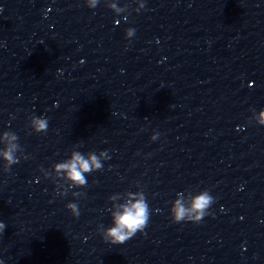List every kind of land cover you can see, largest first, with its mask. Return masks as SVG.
<instances>
[{
	"label": "clouds",
	"instance_id": "9594fccd",
	"mask_svg": "<svg viewBox=\"0 0 264 264\" xmlns=\"http://www.w3.org/2000/svg\"><path fill=\"white\" fill-rule=\"evenodd\" d=\"M90 9H95L100 0H85ZM107 7L116 14L127 12V5L117 6L115 0H106ZM145 7L143 0H140L134 11L139 12ZM135 30L128 28L125 32L126 38H131ZM259 125L264 126V109L258 113L253 112L251 117ZM29 126L35 133H45L48 129V119L44 116L33 115L30 117ZM158 133H154L151 139L155 141ZM19 137L12 131H5L0 134V161L5 172H9L11 166L19 163L17 153H23L18 143ZM110 159L107 150L99 153L89 151L82 153L78 150L70 152L69 157L61 162L54 163L51 170L40 169L45 178H52L56 183L60 196H65L71 191L73 197H81L84 193L72 191L73 189L86 187L88 184L87 175L103 169V162ZM111 207L108 209L111 216V225L99 226L97 231L101 238L111 245H122L134 237L137 232H143L147 227L150 218V209L145 193L140 190L136 192L114 193L108 197ZM122 201V202H120ZM214 202V197L208 190H202L196 194L192 192H179L176 199L171 202L169 209L170 217L174 223L192 222L199 223L209 214V208ZM67 209L74 217H79V206L75 202H69ZM5 224L0 222V232Z\"/></svg>",
	"mask_w": 264,
	"mask_h": 264
}]
</instances>
